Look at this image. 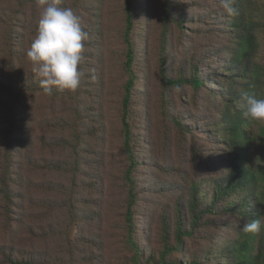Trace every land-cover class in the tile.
<instances>
[{"label": "trees", "instance_id": "1", "mask_svg": "<svg viewBox=\"0 0 264 264\" xmlns=\"http://www.w3.org/2000/svg\"><path fill=\"white\" fill-rule=\"evenodd\" d=\"M106 1L59 0L88 38L79 87L46 94L26 58L43 5L0 0V233L13 237L19 229L42 246L30 252L0 244V264H97L82 252L85 237L102 243L107 231L130 251L120 264H264V121L246 119L241 107L245 92L264 99V0H234L236 16L221 0L159 1L160 92L152 114V102L145 97L142 106L139 92L144 0H116L108 13ZM174 90L181 99L191 92L196 114L185 115ZM206 90L211 107L204 110ZM145 121L155 124L160 140L175 141L192 178L184 174L179 185L152 187L139 180ZM44 174L57 179L44 182ZM87 190L96 195L95 212L85 204ZM147 193L175 194L155 208L148 233L138 223ZM76 207L86 213L80 218L86 235L67 237L61 249L44 253V242L64 235L44 225L47 213L72 214ZM255 219L261 232H243Z\"/></svg>", "mask_w": 264, "mask_h": 264}, {"label": "rangeland", "instance_id": "2", "mask_svg": "<svg viewBox=\"0 0 264 264\" xmlns=\"http://www.w3.org/2000/svg\"><path fill=\"white\" fill-rule=\"evenodd\" d=\"M160 0H144L142 3L143 11L145 12L146 17L140 20V30L143 38L145 39V72L143 73L142 83L139 88L140 96V104L142 106L146 105V100L143 99L148 97L152 102L151 114L154 109L157 107V100L160 92V85L158 82V78L156 75L155 63L157 61V19L158 12L157 8L159 7ZM116 0H107L105 2V8L107 13L109 10L116 8ZM190 14H194L196 12L190 11ZM112 21H109L108 29L112 27ZM262 47L264 48V35L261 36ZM264 63V61L262 60ZM174 65V62H172ZM178 64V60L175 62V66ZM262 94L264 95V87L262 89ZM175 99H177V104L179 108L185 109L184 113L186 116H193L196 114L193 105L191 103L190 94L188 92L186 96L181 99L180 94H178L177 90H174ZM204 95V93H203ZM210 92L206 90L205 100L204 102V110L206 106H210L209 97ZM181 100V101H180ZM183 103V104H181ZM185 104V105H184ZM214 104H212L213 106ZM211 107V106H210ZM147 110V109H146ZM201 113V112H200ZM111 119V118H108ZM107 119V120H108ZM139 134L144 139V146L140 150V157L143 161V165L140 169L139 180L144 183V186H154L157 183H165L171 185H179L181 184L182 175H187L188 178H192L193 171L187 159L183 155V153L178 150L175 146V141H165L160 140L155 133V124L150 125L147 121L142 124V127L139 131ZM261 149L258 142L254 143V153L256 155V159L258 158V152ZM219 155V154H218ZM170 167H179L180 171L175 174H169L167 169ZM215 172H211L210 175H214ZM209 176V175H208ZM56 176H52L51 174H44V182L56 180ZM115 194V192H114ZM83 198H85L87 204L86 206H92L94 208L93 202H96V195L91 194L88 190L83 192ZM175 194H153L147 193L145 195L144 203L141 207L140 218L138 220L139 228L146 231L147 233L152 230L156 223V207L157 212L162 208L164 204H170L172 200H174ZM113 196H109V200L112 201ZM94 208V212H95ZM70 210H66L64 213H58L56 211L52 213H47L48 220L44 221V225L46 227L50 226L52 230L58 233H64V235L60 238H56L50 242H44V253H55L59 249L64 246V240L68 238H82L84 234L86 235V224L84 222H80V218L84 216L86 213L83 211L82 207L72 208V214L69 212ZM80 211L82 212L81 215ZM112 233L110 231L101 232V236L103 238L102 243H90L88 239L85 237L83 244V254L86 252H90L92 256L95 257V262L97 264H120L119 258H122L123 255L128 252L124 249L120 244L115 245V241H110ZM0 244L5 245H17L19 248L25 249L26 251H42L40 248L42 246L35 245L34 242L30 241L23 233L17 229L14 231V236L10 237V235H6L5 232L0 233ZM75 245V244H74ZM148 249V248H147ZM130 252V251H129ZM128 252V253H129ZM100 257V258H99ZM99 258V259H98ZM99 262V263H98ZM85 264V263H84Z\"/></svg>", "mask_w": 264, "mask_h": 264}, {"label": "clouds", "instance_id": "3", "mask_svg": "<svg viewBox=\"0 0 264 264\" xmlns=\"http://www.w3.org/2000/svg\"><path fill=\"white\" fill-rule=\"evenodd\" d=\"M59 0H39L43 5L37 21L36 34L26 51V58L32 65V72L39 78L41 89L51 94L53 89L75 91L82 73L84 41L88 34L82 30L77 15L71 8L58 6ZM234 0H221V7L229 16L238 15ZM243 116L250 121H264V99L252 92L242 94ZM261 219L243 225L245 233L261 232Z\"/></svg>", "mask_w": 264, "mask_h": 264}]
</instances>
